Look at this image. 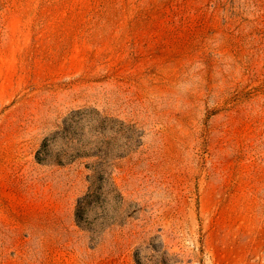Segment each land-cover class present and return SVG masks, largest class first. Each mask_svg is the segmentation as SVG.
Returning <instances> with one entry per match:
<instances>
[{
    "label": "rangeland",
    "instance_id": "obj_1",
    "mask_svg": "<svg viewBox=\"0 0 264 264\" xmlns=\"http://www.w3.org/2000/svg\"><path fill=\"white\" fill-rule=\"evenodd\" d=\"M81 107L142 131L95 231L35 157ZM0 264H264V0H0Z\"/></svg>",
    "mask_w": 264,
    "mask_h": 264
},
{
    "label": "trees",
    "instance_id": "obj_2",
    "mask_svg": "<svg viewBox=\"0 0 264 264\" xmlns=\"http://www.w3.org/2000/svg\"><path fill=\"white\" fill-rule=\"evenodd\" d=\"M142 131L133 123L108 115L94 107L70 110L61 121V128L43 139L36 160L57 165L71 164L89 158V185L78 197L75 221L91 231L124 222L123 196L115 184L116 162L140 144ZM60 139L61 144H56ZM98 228V229H97ZM138 263L139 260H137Z\"/></svg>",
    "mask_w": 264,
    "mask_h": 264
}]
</instances>
